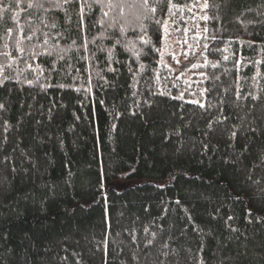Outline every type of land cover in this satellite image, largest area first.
Listing matches in <instances>:
<instances>
[{
  "label": "trees",
  "instance_id": "16d2710c",
  "mask_svg": "<svg viewBox=\"0 0 264 264\" xmlns=\"http://www.w3.org/2000/svg\"><path fill=\"white\" fill-rule=\"evenodd\" d=\"M29 2L0 0V264H264V0H173L147 47L135 0L86 8L80 31L78 5ZM56 44V72L29 55Z\"/></svg>",
  "mask_w": 264,
  "mask_h": 264
},
{
  "label": "snow or ice",
  "instance_id": "6c2138e0",
  "mask_svg": "<svg viewBox=\"0 0 264 264\" xmlns=\"http://www.w3.org/2000/svg\"><path fill=\"white\" fill-rule=\"evenodd\" d=\"M127 0H31V2H29L27 4L28 8H42L44 9L45 12H49V11H54L56 9H60V8H64L66 5H70L73 7H76L78 5L79 10H78V16H79V20L77 21V30L80 31L82 29V26L84 25V13H85V9H92L94 6L98 7L101 12L102 15L104 17L109 16V13L112 11V9L114 8H120L121 9V14H123V7L126 4ZM47 5V6H46ZM134 7H136L138 9L137 13L135 14L134 17V22L138 24L139 28H140V33L142 34H137L136 36V40H138L140 43H142L143 45H145L146 47L152 44V39L150 36L147 35V28L145 26V21H149L151 20L153 23L160 25L164 28V34H165V38H167L168 36V30H167V21L164 19H156V13L159 11L161 13H163L164 15H168L169 18H172V16L175 15V13L172 12V9L176 7L175 3H173V0H135V3L133 5ZM186 7L188 5H185ZM195 7L199 8L201 11L208 9L210 7L209 4V0H203V3L200 2V0H195ZM213 7H219V5H212ZM205 21H207L209 19V17L207 15H204L202 17ZM212 19H219V17H212ZM43 23V20H42ZM45 27H47V25H45ZM111 27L115 28L116 25L115 23H113L111 25ZM133 32H135V29H132ZM158 31L157 30V34H156V43H159L160 37L158 35ZM12 33V29H8L7 33H6V37L10 36ZM21 33H23V30L21 29ZM119 33L121 35L125 34V29L123 27L119 28ZM45 36H47V34H44ZM34 37V33L29 34V35H24L23 39L31 41ZM86 39V38H85ZM109 39H111V37H109ZM21 41L17 40L16 43V50L19 51L21 53V56L17 57V59H22L23 58V52L24 49L21 48L20 45ZM72 43L75 45L76 44V40H73ZM114 45L126 48L129 52L132 53L133 56H135L137 59H139V52L136 50V41H128L127 44L122 43V41L120 40L119 36L116 37V39L113 41ZM43 44L45 46H47L49 44V39H45L43 41ZM36 46L33 47V50L30 51L29 55L32 56L33 58L39 56V55H46L49 58L54 57V59L50 60V64H51V71L52 72H56V61L57 60H64V55L63 50H59L57 51L56 49L59 48V45H53L51 49H46L45 51H42L40 53L36 52L35 49ZM80 48H83L84 50H89L87 48V44L86 43H81L79 45ZM154 47V45H153ZM7 48V43H5V49ZM101 51H103V49H101ZM156 51H159V49H156ZM0 55H3L7 60H12V54L4 51L3 53H0ZM108 56L111 58L113 56V49H109L108 50ZM89 59H91V57H89ZM173 59H175V57H173ZM116 63H120L119 60H115ZM215 66V65H213ZM11 67L10 63H5L3 65H0V75L3 76V79L7 80L10 79V77H8L7 75H3L4 70L8 69ZM29 67H31V65H29ZM140 68L143 69L144 65L141 64ZM79 71V69H77ZM111 71H116L115 69H110ZM33 71H39L37 69H33ZM31 83V82H29ZM134 83H139V81H134ZM48 86H52V85H48ZM58 87H71V85H56ZM161 95H163V93H160ZM133 95H135V93H133ZM253 99H255V97H253ZM148 100L146 99L144 101L145 105H148ZM195 103L199 104V107L204 108V104L199 103V101H196ZM137 108L140 107L139 104L136 105ZM211 107V105H210ZM5 106L4 104L0 103V110H4ZM222 115V113H221ZM228 117H223V120H227ZM223 120H221L219 117L214 118V122L215 123H222ZM212 124L213 121H209L208 123V128L211 130L212 129ZM8 125L7 122H5V129H7ZM235 127V126H234ZM248 132L250 133H258V129L256 127H252L251 125L248 127ZM237 137V131L233 130L230 132L229 135V139L230 140H235ZM251 137H249L250 139ZM245 150H247V145L244 146ZM261 161L264 162V153L261 154ZM248 180L252 181V176L249 175L247 177ZM254 184H259V181H253ZM257 193L259 195V198L261 200H264V187H260L257 190ZM229 219H232V217H229ZM233 231H235V229H233ZM133 243H135V240L133 239ZM152 244V241L149 240L147 241L145 247H148ZM75 255V253H74ZM163 255H165V257L167 256V253H163ZM63 259H67V257H64ZM133 259H136L135 256H133ZM77 264H79V261H77ZM160 264H163V262L161 261Z\"/></svg>",
  "mask_w": 264,
  "mask_h": 264
},
{
  "label": "rangeland",
  "instance_id": "374dc122",
  "mask_svg": "<svg viewBox=\"0 0 264 264\" xmlns=\"http://www.w3.org/2000/svg\"><path fill=\"white\" fill-rule=\"evenodd\" d=\"M173 46V45H172ZM172 51H173V53L176 55V54H178V51H177V49H175V48H172ZM177 63H178V66L180 65V63H182L180 60H177ZM182 66V65H181ZM186 69V66H183V68H182V71H184ZM176 70H178L177 68H176ZM175 70V71H176ZM184 73V75H185V78H186V80L188 79V76H189V74L187 73V72H183ZM141 182V180H136V179H131V180H127V179H123L122 177L118 180V184H120V186H118V185H116V183L117 182H114L112 185H114V186H117V187H125V186H129V185H132V184H137V183H140Z\"/></svg>",
  "mask_w": 264,
  "mask_h": 264
}]
</instances>
